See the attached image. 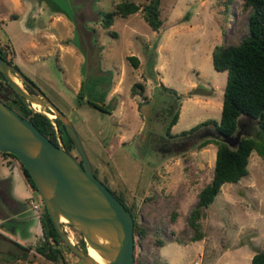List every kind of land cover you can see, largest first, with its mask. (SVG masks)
<instances>
[{
	"label": "rangeland",
	"instance_id": "obj_1",
	"mask_svg": "<svg viewBox=\"0 0 264 264\" xmlns=\"http://www.w3.org/2000/svg\"><path fill=\"white\" fill-rule=\"evenodd\" d=\"M128 1L147 2L0 0V43L7 45L12 64L70 120L95 176L135 214L143 230L133 236L136 264H240L243 254L264 250V157L252 150L246 174L220 186L198 219L195 240L187 218L197 192L210 180L216 145L197 147L195 136L161 155L156 144L172 103L160 85L179 96L170 134L217 121L225 74L214 78L210 49L245 34L247 11H241V0H160L157 30L149 28L140 9L115 13L102 27L104 13ZM166 24L173 25L159 34ZM130 55L137 58L135 68ZM134 82L141 92H131ZM10 91L0 95L8 99ZM0 176L8 179V192L20 208L17 216L3 220L10 212L0 201V264H55L34 250L40 231L27 201L37 203L39 212L38 193L11 156L0 154ZM60 223L76 243L78 232ZM30 225L28 237L21 239L18 230ZM62 249L66 264H83Z\"/></svg>",
	"mask_w": 264,
	"mask_h": 264
},
{
	"label": "trees",
	"instance_id": "obj_2",
	"mask_svg": "<svg viewBox=\"0 0 264 264\" xmlns=\"http://www.w3.org/2000/svg\"><path fill=\"white\" fill-rule=\"evenodd\" d=\"M159 5L160 0H147L141 6L133 1L117 3L112 11L104 13L101 20L102 27H108L111 24L115 13L123 16L140 9L142 17L149 28L157 30L161 25ZM240 9L241 11H247L245 34L235 43L214 45L211 49L213 69L226 71L218 121L204 120L186 130H182L178 134H170L169 129L178 116L176 107L179 96L175 94L174 90L160 85V90L169 94L172 98V103L170 104L171 114L164 130L166 138L172 140L192 138L196 136L199 129L204 125L214 126L220 137L234 136L237 132L241 133L233 147H229L219 138L205 137L197 143V147H202L214 142L216 149L210 180L197 192V202L187 218L189 225L195 232L193 238L195 240L200 238L198 219L203 215V209L212 201L220 186L225 182H236L246 174V164L252 150L255 149L264 157V0H241ZM8 52L7 45L0 43V57L12 64ZM127 59L134 68L137 66V58L135 56H127ZM23 85L28 88L25 84ZM134 88H138L141 92V84L137 82L131 84V92L135 94L137 92H135ZM6 90H9V88L0 74V92H5L4 94L8 95ZM10 94L8 99H4L0 95V100L20 116H29V120L39 132L46 136L54 145H57L55 130L50 120L40 112L30 113L29 107L21 97L12 91H10ZM87 103L100 111H104L99 104L90 101ZM45 111L48 110L45 109ZM53 121L62 148L70 152L74 148L68 133L57 119H53ZM251 127L255 128L253 134L243 133ZM0 154L11 156L17 161L16 157L10 153L0 152ZM18 168L27 186L32 191H36L32 179L19 162ZM111 193L130 212L133 219V236H142L143 230L137 224L135 214L128 206L124 205L122 199L116 193L113 191ZM38 222L40 225V239L34 245L35 252L55 264H66L62 247L67 248L57 235L43 205L39 211ZM70 227L75 230L72 226ZM75 245L85 252V245L80 236ZM133 264H136L134 256ZM250 264H264V250L255 252L250 258Z\"/></svg>",
	"mask_w": 264,
	"mask_h": 264
},
{
	"label": "water",
	"instance_id": "obj_3",
	"mask_svg": "<svg viewBox=\"0 0 264 264\" xmlns=\"http://www.w3.org/2000/svg\"><path fill=\"white\" fill-rule=\"evenodd\" d=\"M0 74L11 91L27 104L30 113L36 111L44 114L55 130L57 145L39 132L29 116H20L0 100V152L14 155L27 171L63 245L83 264H99L86 251L88 247L103 264H133L132 216L93 174L70 120L2 57ZM53 119L64 126L77 158L62 148ZM205 137L219 138L233 147L240 132L234 136L220 137L214 126L204 125L197 132L196 138L200 140ZM60 218L79 233L85 252L70 240L62 228Z\"/></svg>",
	"mask_w": 264,
	"mask_h": 264
},
{
	"label": "crops",
	"instance_id": "obj_4",
	"mask_svg": "<svg viewBox=\"0 0 264 264\" xmlns=\"http://www.w3.org/2000/svg\"><path fill=\"white\" fill-rule=\"evenodd\" d=\"M162 25V23H161ZM173 24H166L164 25V30L163 31H160L159 34H163L167 28H169L170 26H172ZM170 34L169 32H167L166 34V37L165 39H168L170 37ZM165 39L163 41V43H157V45L155 46V52H158L159 48H162L165 44ZM212 49V48H211ZM211 49H210V55H211ZM154 68V66H153ZM217 71V70H216ZM222 74H225V77H226V71L223 70V71H217L215 74H214V78H217V77H220ZM221 78V77H220ZM225 84V82H224ZM223 88H224V85H223ZM223 90V89H222ZM188 99H190L193 103H198L200 100L195 98V99H192L190 96L186 95ZM194 98V97H193ZM221 107V106H220ZM219 119V118H218ZM217 119V121H218ZM171 128V127H170ZM215 154V153H214ZM9 190V182H8V179L5 178L4 176H0V201L2 202V204L4 205V207L6 209L9 210V214L7 215H3L2 219L3 220H7V219H10L11 217H14V216H17L18 215V212H20V208L18 207L19 205L17 204L15 198H13L10 193L8 192ZM30 201V200H29ZM28 203V201H27ZM31 209V207H30ZM32 211H34V217L35 219L38 221V215H39V212L38 211H35L33 209H31ZM0 212H1V209H0ZM32 225L30 226H27L25 228L21 230H18V236L21 238V239H26L29 235V228L31 227ZM1 231L0 233H3V228L0 227ZM37 229H39L40 231V225H39V222H37ZM14 230V229H13ZM11 229V231H13ZM1 237V235H0ZM40 239V238H39ZM15 245H17L18 247L21 248V245L18 243V242H13ZM27 248H30V247H27ZM244 258H243V261L240 262V264H250V258H251V254L250 253H247V254H243ZM238 263V262H237ZM166 264V263H165ZM223 264H226V261L223 262ZM233 264V263H231Z\"/></svg>",
	"mask_w": 264,
	"mask_h": 264
},
{
	"label": "flooded vegetation",
	"instance_id": "obj_5",
	"mask_svg": "<svg viewBox=\"0 0 264 264\" xmlns=\"http://www.w3.org/2000/svg\"><path fill=\"white\" fill-rule=\"evenodd\" d=\"M84 32H86L87 30H83ZM16 69H17V67L14 65V64H12ZM24 84V83H23ZM27 90H30L29 89V87L28 88H26ZM195 137V136H194ZM193 138V137H192ZM192 138H189V139H192ZM186 140H188V139H175V140H172V139H169V138H166L165 136H163V137H161L160 139H159V141L157 142V144H156V147H157V149L158 150H160V152H161V155H163V154H166V153H168V149H170V148H174L175 149V147H179L180 145H182ZM74 155V157H76V154H73ZM77 158V157H76ZM93 171V170H92ZM94 174V173H93ZM111 192V191H110Z\"/></svg>",
	"mask_w": 264,
	"mask_h": 264
},
{
	"label": "bare ground",
	"instance_id": "obj_6",
	"mask_svg": "<svg viewBox=\"0 0 264 264\" xmlns=\"http://www.w3.org/2000/svg\"><path fill=\"white\" fill-rule=\"evenodd\" d=\"M35 105V104H32V106ZM49 116H52L50 113H47ZM60 221L61 222H64V219L63 218H60ZM71 235V233H70ZM86 251L88 252V254L96 261L98 262L99 264H103V262L100 260V258L98 257V255L91 249V248H87Z\"/></svg>",
	"mask_w": 264,
	"mask_h": 264
},
{
	"label": "built area",
	"instance_id": "obj_7",
	"mask_svg": "<svg viewBox=\"0 0 264 264\" xmlns=\"http://www.w3.org/2000/svg\"><path fill=\"white\" fill-rule=\"evenodd\" d=\"M28 204L30 205L31 209L38 211L39 205L37 203H34L32 201H28Z\"/></svg>",
	"mask_w": 264,
	"mask_h": 264
}]
</instances>
